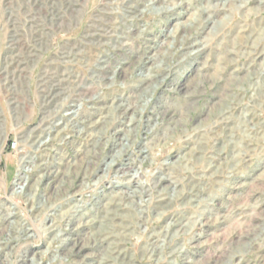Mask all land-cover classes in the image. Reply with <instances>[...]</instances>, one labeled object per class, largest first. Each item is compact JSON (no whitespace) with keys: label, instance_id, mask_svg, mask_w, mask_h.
Here are the masks:
<instances>
[{"label":"rangeland","instance_id":"rangeland-1","mask_svg":"<svg viewBox=\"0 0 264 264\" xmlns=\"http://www.w3.org/2000/svg\"><path fill=\"white\" fill-rule=\"evenodd\" d=\"M0 264H264V0H0Z\"/></svg>","mask_w":264,"mask_h":264},{"label":"built area","instance_id":"built-area-1","mask_svg":"<svg viewBox=\"0 0 264 264\" xmlns=\"http://www.w3.org/2000/svg\"><path fill=\"white\" fill-rule=\"evenodd\" d=\"M15 145H16V143H15Z\"/></svg>","mask_w":264,"mask_h":264}]
</instances>
